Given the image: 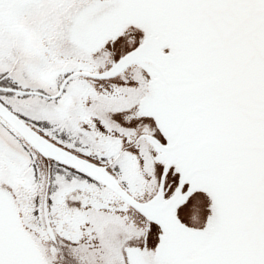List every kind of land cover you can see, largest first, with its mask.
<instances>
[{"label": "snow or ice", "instance_id": "6c2138e0", "mask_svg": "<svg viewBox=\"0 0 264 264\" xmlns=\"http://www.w3.org/2000/svg\"><path fill=\"white\" fill-rule=\"evenodd\" d=\"M0 264H264V0H0Z\"/></svg>", "mask_w": 264, "mask_h": 264}]
</instances>
